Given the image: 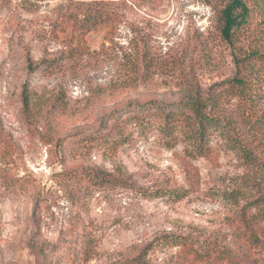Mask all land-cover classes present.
I'll return each instance as SVG.
<instances>
[{
	"label": "rangeland",
	"instance_id": "374dc122",
	"mask_svg": "<svg viewBox=\"0 0 264 264\" xmlns=\"http://www.w3.org/2000/svg\"><path fill=\"white\" fill-rule=\"evenodd\" d=\"M228 1L0 0V264H264L231 199L242 153L189 154L157 109L233 76ZM247 1L237 43L264 28Z\"/></svg>",
	"mask_w": 264,
	"mask_h": 264
},
{
	"label": "trees",
	"instance_id": "16d2710c",
	"mask_svg": "<svg viewBox=\"0 0 264 264\" xmlns=\"http://www.w3.org/2000/svg\"><path fill=\"white\" fill-rule=\"evenodd\" d=\"M252 13L247 0H229L220 12L221 34L233 47V76L207 92L193 90L172 109H157L170 123L166 131L169 139L184 142L189 154L209 155L215 148L214 141L219 148L239 149L252 175L231 193V199L237 204L240 231L257 227L251 237L258 239L264 235V113L255 109L261 106L264 96V28L250 29L246 42L235 41L236 34L249 29ZM29 67L35 66L30 63ZM24 106L29 113L28 89L24 90ZM74 174L78 180L86 175L96 183L114 181L110 172L100 169L80 168ZM172 195L183 197L185 192L176 190ZM137 264L146 263L141 260Z\"/></svg>",
	"mask_w": 264,
	"mask_h": 264
}]
</instances>
